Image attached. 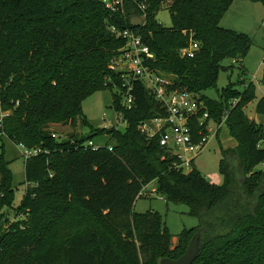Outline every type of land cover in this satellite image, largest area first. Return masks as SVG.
I'll return each mask as SVG.
<instances>
[{
    "label": "trees",
    "instance_id": "trees-1",
    "mask_svg": "<svg viewBox=\"0 0 264 264\" xmlns=\"http://www.w3.org/2000/svg\"><path fill=\"white\" fill-rule=\"evenodd\" d=\"M249 1L264 6V0ZM122 2L111 13L99 0H0V98L3 110H11L3 132L16 145L45 151L25 161L26 188L14 206L16 189L1 142L0 264H160L180 258L200 228L193 264H264V122L245 114L256 99L255 86L239 80L241 93L230 84L218 100L204 95L216 87L222 62L241 63L252 45L219 25L234 0H146L143 14L131 0ZM162 6L169 28L156 21ZM135 13L144 16L136 29L129 25ZM110 26L138 32L154 54V71L174 89L197 95L215 122L226 115L235 146L220 147L222 185L195 168L175 170L157 139L139 132L142 122L164 114L142 82L133 83L132 109L121 107L119 74L110 64L123 42ZM192 41L199 50L193 58L182 56ZM104 90H115L111 109L121 114L123 130L96 129L83 114L82 103ZM255 112L264 120V96ZM77 123L87 134L52 137L51 126ZM96 138L106 142L93 151L86 143ZM152 182L165 201L186 205L199 219L174 247L160 214L134 212Z\"/></svg>",
    "mask_w": 264,
    "mask_h": 264
},
{
    "label": "rangeland",
    "instance_id": "rangeland-1",
    "mask_svg": "<svg viewBox=\"0 0 264 264\" xmlns=\"http://www.w3.org/2000/svg\"><path fill=\"white\" fill-rule=\"evenodd\" d=\"M167 5V4H166ZM156 21L163 28L171 26L170 14L165 6L156 15ZM264 6L260 3H252L249 0H234L223 15L219 25L225 30L247 36L251 40V47L246 57L240 62L233 63L232 60L222 62L223 70L219 73L216 87L207 90L204 95L212 100H218L219 93L228 85H233L238 92H243L244 86L239 82L243 80L246 84L252 82L255 86L256 99L246 108L245 114L250 120L255 122H264L255 112L258 100L264 95V86L262 84V75L264 68L261 64L264 55ZM115 90H104L93 94L82 103L83 114L87 121L94 128H104L105 126L116 125L123 130L125 124L119 119L113 109H111L112 98ZM230 107V106H229ZM217 136L210 138L202 153L196 158L194 167L201 176L215 185H222L223 176L219 171L221 159L220 147L233 148L234 141L228 136L225 120ZM58 136L67 138L72 134L83 136L88 130L81 127L79 123L75 127L51 126ZM5 159L9 163V169L12 173V185L16 189L14 195V206H18L22 200L26 186L24 185V151L8 140L3 138ZM95 145L101 146L106 142V138L93 140ZM264 148V143L262 144ZM264 170V168H260ZM156 188V182L146 186V192ZM148 211L156 212L161 215L162 220L172 237L173 247L177 244V237L183 231H189L197 228L200 224L199 219L189 214V209L184 204H175L165 201L158 195L141 196L137 199L134 212L145 214ZM10 219L13 214L7 211Z\"/></svg>",
    "mask_w": 264,
    "mask_h": 264
},
{
    "label": "built area",
    "instance_id": "built-area-1",
    "mask_svg": "<svg viewBox=\"0 0 264 264\" xmlns=\"http://www.w3.org/2000/svg\"><path fill=\"white\" fill-rule=\"evenodd\" d=\"M99 1L111 13H117L123 6L122 0ZM131 2L135 4L138 12L144 13L147 7L146 0H131ZM133 15L142 18L141 26H143L144 16L138 13ZM109 31L116 39L123 42V46L110 64V70L119 74L120 85L115 90L121 96V107L127 110L132 109L134 104L131 94L133 83L142 82L145 89L163 109L164 114L142 122L138 126L139 132L147 140L157 139L160 148L174 158L173 168L175 170L184 174L191 172L195 168L196 158L202 153L208 140L218 135L226 115L220 122H215L197 95L187 90L174 89L166 77L154 71L150 66L154 61V54L138 32L128 28L118 29L115 26H110ZM198 50V43L192 41L188 48L181 51V54L187 58H193ZM261 64L264 68V55ZM2 90L3 84L0 77V94ZM237 101L238 99L233 100L231 107H234ZM10 114L11 110H3L0 98V145L3 138H6L3 132V120ZM116 115L122 121L121 114L116 113ZM111 127L117 126H105L104 128ZM52 137L61 138L57 134H53ZM263 143L264 140L259 146L262 147ZM17 146L24 151V161L45 152L39 148L27 149L24 145ZM86 146L93 151L100 148L90 141L86 143ZM109 150L111 151V148ZM260 168H264V163L260 165ZM152 194H157L155 189L146 192V187H144L139 196H151Z\"/></svg>",
    "mask_w": 264,
    "mask_h": 264
},
{
    "label": "water",
    "instance_id": "water-1",
    "mask_svg": "<svg viewBox=\"0 0 264 264\" xmlns=\"http://www.w3.org/2000/svg\"><path fill=\"white\" fill-rule=\"evenodd\" d=\"M142 23V18L138 15H133L129 19V25L132 28H139ZM203 228H200L191 238L184 254L177 260L162 259L160 264H193L200 254L201 233Z\"/></svg>",
    "mask_w": 264,
    "mask_h": 264
},
{
    "label": "crops",
    "instance_id": "crops-1",
    "mask_svg": "<svg viewBox=\"0 0 264 264\" xmlns=\"http://www.w3.org/2000/svg\"><path fill=\"white\" fill-rule=\"evenodd\" d=\"M263 96H264V95H263ZM263 96H262V97H263Z\"/></svg>",
    "mask_w": 264,
    "mask_h": 264
}]
</instances>
